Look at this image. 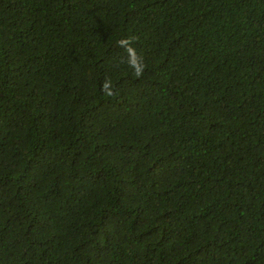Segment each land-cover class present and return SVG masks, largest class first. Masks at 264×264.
I'll list each match as a JSON object with an SVG mask.
<instances>
[{
	"label": "trees",
	"instance_id": "1",
	"mask_svg": "<svg viewBox=\"0 0 264 264\" xmlns=\"http://www.w3.org/2000/svg\"><path fill=\"white\" fill-rule=\"evenodd\" d=\"M0 264H264V0H0Z\"/></svg>",
	"mask_w": 264,
	"mask_h": 264
},
{
	"label": "clouds",
	"instance_id": "2",
	"mask_svg": "<svg viewBox=\"0 0 264 264\" xmlns=\"http://www.w3.org/2000/svg\"><path fill=\"white\" fill-rule=\"evenodd\" d=\"M134 40V37H128V38H122L118 41V44L120 46H123L126 48V51L130 55V65L134 68L135 70V75L139 76L142 74L144 65L142 62H140V59L136 56V53L132 47H130V43ZM105 89H108L109 85L107 83L104 84L103 86ZM107 95H112L111 91H108L106 93Z\"/></svg>",
	"mask_w": 264,
	"mask_h": 264
}]
</instances>
